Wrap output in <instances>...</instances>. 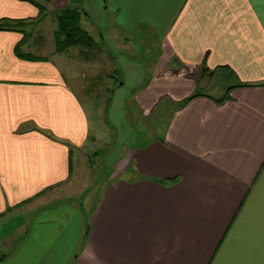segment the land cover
<instances>
[{
  "label": "crops",
  "instance_id": "crops-1",
  "mask_svg": "<svg viewBox=\"0 0 264 264\" xmlns=\"http://www.w3.org/2000/svg\"><path fill=\"white\" fill-rule=\"evenodd\" d=\"M35 1L53 17L0 0V264H264V0H93L83 25H112L62 53L70 0ZM121 33L160 50L145 65ZM216 75L229 84L205 92ZM162 102L160 130H136ZM97 129L122 144L84 197L72 176Z\"/></svg>",
  "mask_w": 264,
  "mask_h": 264
},
{
  "label": "rangeland",
  "instance_id": "rangeland-1",
  "mask_svg": "<svg viewBox=\"0 0 264 264\" xmlns=\"http://www.w3.org/2000/svg\"><path fill=\"white\" fill-rule=\"evenodd\" d=\"M93 3V0H87L86 4L84 2V8L88 11V7L90 4ZM90 8V7H89ZM89 12V11H88ZM90 13V12H89ZM91 14V13H90ZM42 16H46L45 18H47L48 16L53 17V14L50 13L49 11L45 12V15ZM93 18L89 19V23H87L84 20V26L87 30H89L91 32V34L93 35H97L98 32H96V29H102L107 30L108 28H110V26L112 25L110 18H106L105 21H101V23H97L95 24L94 22V13L92 14ZM44 18V19H45ZM43 19V20H44ZM50 18H48L47 20L44 21V28L45 30L48 29L47 27V23L50 22ZM55 21L53 20L52 22V26H54ZM47 26V27H46ZM50 26V25H49ZM51 26V27H52ZM43 27V26H42ZM41 27V29H42ZM94 29H93V28ZM51 30V28H50ZM135 34H139V30L137 29V31H135ZM132 34H134L132 32ZM144 35H142L141 39H139V37H137L135 40H133L131 43L129 44L128 42H126V37H124L125 35H129V34H124L121 33V48H123L124 52H130V49L134 50V47L136 48L134 50L135 52V56L138 57L142 63H145V65H148L149 63L152 62V58L156 56V54L159 52L160 50V45L159 42L156 40V38L153 35H149L146 33H143ZM132 36V35H131ZM52 38V37H51ZM53 42V40H52ZM118 44V43H117ZM116 44V46H118ZM101 45V44H100ZM106 47L109 48V46H111L109 43L105 44ZM147 47V49L150 50H146L145 49ZM98 50H102L101 46L98 47ZM97 52L96 50L91 51V53ZM137 52V54H136ZM152 52L150 54L151 58H148V54ZM71 54H77V50L74 49L71 51ZM100 61H103L102 59H99V63ZM85 69L87 70V73H89L90 71L93 72L94 68L92 66V64L86 65ZM86 70H84V74L86 75ZM90 70V71H89ZM107 72V71H106ZM117 74L114 73V76H116ZM88 79V78H86ZM98 79H92L91 82H98ZM210 80L211 85H209L208 87H205L204 90H206L205 92H209L211 94H215V95H219L221 94L222 89L224 90V88H226V86L229 84V78L227 76H221V75H216L213 78H208V81ZM101 83H105L104 81H101ZM120 84V82H119ZM92 88V86L90 87ZM91 90V89H90ZM165 108H167V104L166 102H162L160 105V109L157 110L156 113H154L152 116L150 117H146V118H142L143 119V123H140V119H136V130H142V132H144L143 130H146V133H149V131L152 132H158L160 129H156L155 126L157 124L158 121L161 120V124L159 123L158 126L162 125V122L167 120V117L165 115L168 114V109L166 110ZM132 109V108H131ZM133 115V113H131ZM110 116V111L107 110L106 114L105 111H103V116L106 118L107 116ZM107 119V118H106ZM112 120V119H111ZM114 122V121H113ZM147 122L150 124H147ZM115 124V123H114ZM152 125V126H151ZM138 126L142 129H138ZM97 133H95L94 137L99 139L96 140L95 142L90 143V147L87 150L82 151L80 154V160H77L78 163L75 165V170H74V174L72 176L73 180V189L74 190H78L80 191L82 189V191H84L83 196L86 195L88 193L89 197H91L92 194L96 193L97 189L101 188L102 186H106V178H108L111 174H113L114 170H113V163L115 160V151L119 150L121 144H122V135L120 136V138L118 136H116L115 134H113V137L109 134V130L108 129H97ZM115 132V130H113ZM152 133V134H154ZM148 136V135H147ZM113 139H112V138ZM140 141L143 140V138L139 137ZM116 146V147H115ZM86 151V152H85ZM117 154V153H116ZM91 190V191H90ZM85 197V196H84ZM83 217H84V226H87L89 223L88 220V215L86 213L85 210H83Z\"/></svg>",
  "mask_w": 264,
  "mask_h": 264
},
{
  "label": "trees",
  "instance_id": "trees-1",
  "mask_svg": "<svg viewBox=\"0 0 264 264\" xmlns=\"http://www.w3.org/2000/svg\"><path fill=\"white\" fill-rule=\"evenodd\" d=\"M36 4L40 8V17L39 20H43L46 16L47 8L42 6L35 0H29ZM86 14V9L84 8L83 0H70V4L66 7L58 10L54 14V19L56 21V27L53 32L54 36V45L55 52L62 53L68 51L71 47L74 46H83L86 48H94L98 45V42L95 40L93 35L89 30L83 25V17ZM20 23V22H19ZM205 70V68H203ZM251 85L249 83H241L238 86ZM236 86V85H235ZM231 86L228 88V91L224 96L218 101H224L229 98L230 90L235 87ZM198 93L188 97L186 101L191 100L196 97Z\"/></svg>",
  "mask_w": 264,
  "mask_h": 264
}]
</instances>
